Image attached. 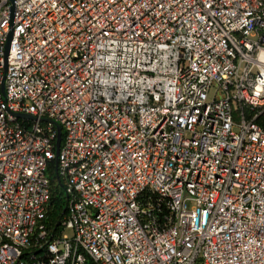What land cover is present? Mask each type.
Segmentation results:
<instances>
[{"label": "built area", "instance_id": "1", "mask_svg": "<svg viewBox=\"0 0 264 264\" xmlns=\"http://www.w3.org/2000/svg\"><path fill=\"white\" fill-rule=\"evenodd\" d=\"M12 3L0 264H264V0Z\"/></svg>", "mask_w": 264, "mask_h": 264}, {"label": "trees", "instance_id": "2", "mask_svg": "<svg viewBox=\"0 0 264 264\" xmlns=\"http://www.w3.org/2000/svg\"><path fill=\"white\" fill-rule=\"evenodd\" d=\"M46 173L50 183L51 194L45 222L52 232H56L59 228L57 223L66 214L65 206L67 203V196L62 180L57 173L56 162L54 160L49 163Z\"/></svg>", "mask_w": 264, "mask_h": 264}, {"label": "water", "instance_id": "3", "mask_svg": "<svg viewBox=\"0 0 264 264\" xmlns=\"http://www.w3.org/2000/svg\"><path fill=\"white\" fill-rule=\"evenodd\" d=\"M11 2V6H10V9H11V13L13 12V3L12 2H15V0H10ZM9 40H10V35H9ZM7 48H8V44L6 45V53H7ZM2 90H3V87H2ZM17 116H20V117H31L30 115H25V114H22V113H16ZM56 128H57V138H56V154L58 153V148H59V144H60V141H61V126L56 124Z\"/></svg>", "mask_w": 264, "mask_h": 264}]
</instances>
